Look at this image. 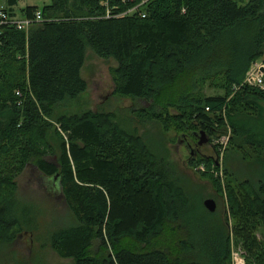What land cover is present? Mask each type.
Here are the masks:
<instances>
[{
  "label": "trees",
  "instance_id": "obj_1",
  "mask_svg": "<svg viewBox=\"0 0 264 264\" xmlns=\"http://www.w3.org/2000/svg\"><path fill=\"white\" fill-rule=\"evenodd\" d=\"M21 1L7 0L4 11L17 17ZM38 11L44 22L28 31L0 27V228L19 225L15 179L34 167L59 176L76 225L52 247L73 264H232V239L247 264H264V90L244 84L264 58V0H52L22 16ZM89 49L118 64L115 94L146 104L135 113L142 122L209 139L230 126L232 231L227 215L210 213L147 135L115 114L59 117L64 135L51 132L56 107L89 89ZM208 82L224 94L202 96ZM31 199L21 202L29 213L48 208L46 198Z\"/></svg>",
  "mask_w": 264,
  "mask_h": 264
},
{
  "label": "rangeland",
  "instance_id": "obj_2",
  "mask_svg": "<svg viewBox=\"0 0 264 264\" xmlns=\"http://www.w3.org/2000/svg\"><path fill=\"white\" fill-rule=\"evenodd\" d=\"M51 4L52 0H24L19 3L15 11L17 17L22 18V11L28 7L43 9ZM5 8H7V0H0V11ZM256 63L264 64V58ZM117 68L118 64L113 59H102L89 49L82 72L83 78L88 82L89 89L87 93L78 98L66 100L56 107L55 113L58 117L49 119V123L53 127L51 132L54 133L55 130L61 132L59 117L74 118L89 112L115 114L117 123L126 122L132 132L136 131L140 135H147L148 142L154 147L155 152L160 153V157L165 158L169 164L175 166L174 171L179 185L184 188L187 187L192 193H195L193 197L200 195L203 201L215 200L218 216L224 219L227 215L229 228L232 231L234 222L229 213L228 177L226 175L227 159L230 155V142L233 134L230 126L226 134L210 138V143L202 148V153L191 159L190 151L180 143V139L185 135L183 132L174 126L159 128L154 122H142L135 113L146 107V104L115 94L114 71ZM262 71L264 72V68ZM210 85V82L204 84L198 92L205 97H216L224 94L221 90ZM18 103L19 105L22 104L21 101ZM243 125H246L247 129H251V131L263 128L262 122H246ZM187 136L192 141L193 137L189 134ZM201 158L210 161L209 163H199ZM9 161L10 159H8ZM240 163V160L236 161V168H239ZM243 165L241 163L240 166L243 167ZM9 170L12 168L10 167ZM15 181L18 184L16 193L19 203L13 214L19 219V225L11 226L7 230L0 228V264H73L74 260L61 258L52 247L53 237L58 232L76 225L75 219L62 203L59 183H57L56 188L60 196L51 195L49 188L54 187V184L51 180L42 177L34 167H29L23 174L17 175ZM216 183L220 188L216 187ZM52 193L54 194L55 191ZM193 197L191 196L192 199ZM31 198L41 201L46 198L48 208L43 210L41 207L36 208L34 206L31 207V213H29V210L27 211L21 202L31 205L33 204ZM21 209L25 211H17ZM258 237L262 238V234L260 233ZM236 258L243 259L247 264L244 251L241 246L237 247L236 242L232 239V264H236Z\"/></svg>",
  "mask_w": 264,
  "mask_h": 264
},
{
  "label": "built area",
  "instance_id": "obj_3",
  "mask_svg": "<svg viewBox=\"0 0 264 264\" xmlns=\"http://www.w3.org/2000/svg\"><path fill=\"white\" fill-rule=\"evenodd\" d=\"M147 1H144L141 6L145 5ZM139 7L135 8L138 9ZM133 12L130 11L127 14H131ZM143 18H145L144 12L140 14ZM44 22L43 15L41 12H37L34 14L32 19L27 18H18L11 17L9 13L4 10L0 11V27L2 26H10L16 28L18 31H28L31 26L37 23ZM264 68V64L255 63L252 65L249 73L246 76L244 84L250 87L264 89V72L262 71ZM240 259V260H239ZM236 264H245L244 260L241 258H236Z\"/></svg>",
  "mask_w": 264,
  "mask_h": 264
},
{
  "label": "water",
  "instance_id": "obj_4",
  "mask_svg": "<svg viewBox=\"0 0 264 264\" xmlns=\"http://www.w3.org/2000/svg\"><path fill=\"white\" fill-rule=\"evenodd\" d=\"M209 143H210V139L207 136V134L205 132H200L198 146L204 147V146L208 145ZM51 181L54 184V187L52 186V190L57 192V188H56L57 186L56 185H57V183H59V176L53 178ZM204 206L210 213H216L217 208H218L216 201L212 200V199L206 200L204 203Z\"/></svg>",
  "mask_w": 264,
  "mask_h": 264
},
{
  "label": "flooded vegetation",
  "instance_id": "obj_5",
  "mask_svg": "<svg viewBox=\"0 0 264 264\" xmlns=\"http://www.w3.org/2000/svg\"><path fill=\"white\" fill-rule=\"evenodd\" d=\"M200 132L202 131L194 133L192 141L185 136H182V138L180 139V143L183 144V146L190 151L191 159L195 158L196 156L202 153L201 151L203 147L198 146Z\"/></svg>",
  "mask_w": 264,
  "mask_h": 264
},
{
  "label": "bare ground",
  "instance_id": "obj_6",
  "mask_svg": "<svg viewBox=\"0 0 264 264\" xmlns=\"http://www.w3.org/2000/svg\"><path fill=\"white\" fill-rule=\"evenodd\" d=\"M114 8V7H113ZM142 13V12H141ZM6 28V27H5ZM224 149V148H223ZM214 176V175H213ZM89 260V259H88Z\"/></svg>",
  "mask_w": 264,
  "mask_h": 264
}]
</instances>
